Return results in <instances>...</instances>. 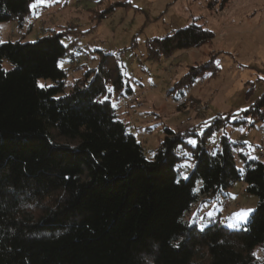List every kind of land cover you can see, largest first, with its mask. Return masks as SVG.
I'll list each match as a JSON object with an SVG mask.
<instances>
[{
	"label": "trees",
	"instance_id": "trees-1",
	"mask_svg": "<svg viewBox=\"0 0 264 264\" xmlns=\"http://www.w3.org/2000/svg\"><path fill=\"white\" fill-rule=\"evenodd\" d=\"M35 1L0 0V23H23ZM65 35L0 42V264H264V162L240 155V169L224 136L218 151L206 148L231 115L202 134L165 129L149 159L111 103L112 92L131 93L114 56L100 54L66 90ZM212 39L191 25L146 48L159 60ZM197 67L169 90L176 101L205 73H219L214 58ZM39 79L53 85L39 88ZM238 117L264 121V91ZM239 182L257 199L244 229L184 220L199 197L217 201Z\"/></svg>",
	"mask_w": 264,
	"mask_h": 264
},
{
	"label": "rangeland",
	"instance_id": "rangeland-1",
	"mask_svg": "<svg viewBox=\"0 0 264 264\" xmlns=\"http://www.w3.org/2000/svg\"><path fill=\"white\" fill-rule=\"evenodd\" d=\"M110 7L113 10L104 18H96ZM191 25L212 33L214 39L168 58H149L148 41ZM51 31L66 34L63 45L71 43L59 62L66 71L67 91L97 67L100 54L116 58L131 93L112 92L111 103L147 158L152 157L165 129L195 127L202 134L218 116L231 115L230 123L208 137V151H218L224 136L240 169L244 167L240 155L248 162H264V121L253 123L238 117L264 91L259 82L264 79V0H228L225 4L222 0H36L23 23H0V42L31 43ZM213 58L219 73L214 77L205 73L176 101L178 94L169 93L173 85L190 67L199 68ZM4 67L10 65L5 62ZM37 85L48 88L53 83L39 79ZM191 167L189 160L184 161L179 178L187 179ZM201 185L198 181L195 191ZM243 188V183H236L219 201L199 197L184 220H195L198 226L214 221L231 230L244 229L257 199ZM242 212L246 213L243 217L238 215Z\"/></svg>",
	"mask_w": 264,
	"mask_h": 264
},
{
	"label": "snow or ice",
	"instance_id": "snow-or-ice-1",
	"mask_svg": "<svg viewBox=\"0 0 264 264\" xmlns=\"http://www.w3.org/2000/svg\"><path fill=\"white\" fill-rule=\"evenodd\" d=\"M41 87H43V85H41ZM194 143V142H193ZM250 211V210H249ZM238 215H240L241 217L245 216L246 213L242 212V213H239Z\"/></svg>",
	"mask_w": 264,
	"mask_h": 264
},
{
	"label": "built area",
	"instance_id": "built-area-1",
	"mask_svg": "<svg viewBox=\"0 0 264 264\" xmlns=\"http://www.w3.org/2000/svg\"><path fill=\"white\" fill-rule=\"evenodd\" d=\"M73 59H74V58H73ZM73 59H71V60H70V63H72V62H73Z\"/></svg>",
	"mask_w": 264,
	"mask_h": 264
}]
</instances>
